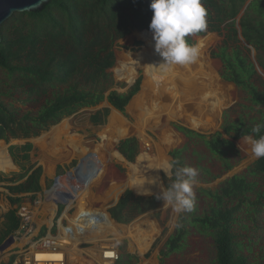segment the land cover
Wrapping results in <instances>:
<instances>
[{
    "label": "rangeland",
    "instance_id": "rangeland-1",
    "mask_svg": "<svg viewBox=\"0 0 264 264\" xmlns=\"http://www.w3.org/2000/svg\"><path fill=\"white\" fill-rule=\"evenodd\" d=\"M250 1H245L244 7L236 16L235 34L231 30L227 31L226 28L219 33L206 27L203 33L189 35L192 39L191 44L198 45L200 48L198 59L190 65L163 66L165 70H157L158 65L163 63V58L154 49V41L149 29H134L116 39L112 46L115 63L108 69L112 79L104 83L107 86L104 94H108L111 90L126 92L137 79H140L138 90L127 102L123 112L112 108L113 105L108 100H102L94 106L81 107L72 114L63 115L58 122L50 124L37 134L26 137L22 131H16V135L8 132L6 139L1 138L0 143L6 146L10 164L4 167L5 170L0 169V227L4 214L10 208H17L19 211L22 205L20 202L25 196V200L30 205L33 227L38 230L43 229V233L50 228L52 233L56 234L60 223L65 227L68 223L71 225L72 220L77 218L81 211L80 208L78 210L77 199L67 197V201H58L57 195H52L55 208L49 210L45 203L48 198L46 190L53 184L55 176L62 178L67 171L72 170L80 158L92 153L91 156H99L100 166L96 167L91 158L97 170L95 171L97 177L94 175L92 182L88 185L87 204H79L80 207H88L84 211L92 208L103 210L112 224L110 225L112 229L104 233L99 231L97 237H91V241L86 239L93 236V232L85 236L83 231L78 230L76 247L79 252L77 249L78 254L75 253L76 257L69 261L67 253L65 264H100L101 246L104 245H112L118 250L119 258L116 264H209L216 255L214 238L210 233L201 232L197 225L188 222L181 247L167 255L162 253V250L166 249V240L175 231L172 222L176 214L160 199H157L156 207L134 215L128 222H118L114 219L113 221L116 222L114 224L109 216V208L117 204L114 203L116 200L118 202L126 190L132 191L134 196H157L160 187H165L169 181L162 167L158 172L160 186L156 190L146 191L149 194L138 192L132 186H122L129 175L131 164L138 163L140 154L146 153L151 159H155L158 149H165L168 163L173 159L170 151L182 149L184 165L198 169L196 183L193 186L196 203L194 211L190 214H202L213 205L214 199L207 195L205 190L216 192L222 183L235 175L244 176L247 182H250L251 189L246 193V198H224V206L235 209L233 229L236 230L237 238L244 248L243 255L246 257V263L264 264V175L252 171L257 158L251 153L250 145L245 142L244 136L237 139L227 136L234 142V146L225 145L224 152L219 157L210 151L203 138L195 135L188 136L176 127L181 125L210 137L217 131L225 135L223 127L228 126L229 122L244 121L245 126H256L264 119V106L253 104L243 89L224 80L220 75L222 63L213 55L223 44V40H226L228 50L238 46L242 53L255 63L259 52L239 34L240 16ZM145 53L149 56L147 61ZM156 55L158 59H155ZM259 55L262 57L263 52ZM131 59H133L132 63L129 61ZM145 66L154 70H148V68L145 70ZM260 68L264 72L261 66ZM260 68L257 69L259 72L255 70L256 73L251 79L258 88L264 83V75ZM202 86L208 90V98L211 96L215 98H213L215 107L212 109L205 108ZM10 88L11 81L0 68V101L14 105L20 116L29 112L36 113L45 100L44 95L33 99V96L27 95L20 89L12 91ZM145 90L147 94L145 93L143 97ZM47 96L50 97L51 94L48 93ZM192 99L195 103L200 101L202 106L191 104ZM150 107L156 108L150 110ZM105 108L108 110L105 117L101 115L102 121L93 122L92 114ZM65 124L67 129L56 130V126L63 127ZM139 124H145L141 125L145 126L144 130ZM138 126L141 128H137ZM139 133L142 134L138 135ZM141 135L145 136V140ZM126 138H135L136 152L132 154L133 160L127 158L119 147L120 140ZM24 143H31L33 146L32 150L28 149L30 150L29 158L26 160L16 158L14 161L10 153L15 152L13 146ZM38 167L41 169V184L44 188L38 192L39 195L36 198H30L24 192H13L8 188L25 180L16 177L23 174L27 168ZM69 192L74 196L79 194V191L74 193L70 190ZM16 194L21 195L23 199L20 202L11 203L8 196H16ZM43 212L50 214L49 218L45 217L44 220L38 216ZM50 219L53 222L51 226ZM76 221L79 224V219ZM137 223L144 228L150 225L149 228L152 227L150 230H157L143 253L135 247L136 239L124 233L123 229L129 225L133 227ZM27 224L21 220L22 228L16 229L0 243V245L3 244L0 248V261L10 260L9 263L3 264H12L18 254L14 251L21 250V247L26 245L25 242L31 240L29 238L32 236L28 234L32 232L25 235ZM145 230L142 228V232ZM138 233H140L139 230L136 231V234ZM11 236H16L20 248H12L13 240H8ZM68 245L67 241L65 246ZM102 262L103 260L101 264Z\"/></svg>",
    "mask_w": 264,
    "mask_h": 264
},
{
    "label": "trees",
    "instance_id": "trees-1",
    "mask_svg": "<svg viewBox=\"0 0 264 264\" xmlns=\"http://www.w3.org/2000/svg\"><path fill=\"white\" fill-rule=\"evenodd\" d=\"M245 1L202 0L207 13V28L219 33L226 28L235 34L236 16L244 7ZM150 3L151 0H50L41 9L14 12L8 17L0 25V68L11 81L10 90L20 89L33 96V99L44 95L45 100L36 113L29 112L21 116L14 105L0 101V139H6L8 132L16 135V131H22L26 137L37 134L50 124L58 122L63 115L72 114L81 107L94 106L105 97L111 105L123 112L127 102L138 90L140 79L126 92L111 90L107 95L104 94L107 88L104 83L112 79L108 69L115 63L112 46L116 39L134 29H149L153 14ZM239 26L244 40L259 54L263 52L262 57L258 54L257 62L264 69V0H251L248 3L240 16ZM186 40L192 43L190 36ZM227 46V41L223 40V44L213 54L222 63L221 77L243 89L253 104L264 106V83L258 88L251 80L256 73L254 63L238 46L231 50ZM145 55L146 61L149 60L148 54ZM155 59H158L157 55ZM147 68L144 67L145 70ZM162 69L165 70L158 65L157 70ZM202 89L205 108L212 109L215 107V98H208V90L203 86ZM48 93L51 94L50 97L47 96ZM145 93L147 94L146 90L143 91V97ZM191 104L201 106L200 101L195 103L193 99ZM107 110L105 108L96 111L91 120L95 123L101 122V115L105 117ZM228 124L223 127L225 135L217 131L210 137L181 125L176 127L188 136L203 138L210 151L221 157L225 145L234 146L230 138L252 135L255 127L245 126L244 121ZM259 124H264V119ZM261 134H264V129ZM134 141L135 138H126L119 143L122 152L131 160L132 154L136 152ZM31 145H14L15 152H10L14 161L16 158L28 159L27 150ZM181 152L182 149H174L170 151V155L179 161L180 166H185ZM30 169L27 168L16 178H23ZM40 171L39 167L33 169L25 182L8 188L13 192L39 191ZM252 171L264 175V157L254 161ZM170 183L169 179L165 187ZM250 189V182L244 176L235 175L222 183L218 191L205 190L214 199L213 205L202 214L185 213L182 217L183 227L180 230L175 229L168 237L165 242L166 249L162 253L167 255L181 247L188 222L197 225L201 232L213 236L216 255L209 264H247L243 255L244 248L233 229L235 209L224 206V198H246ZM8 198L11 203L21 200L19 196L9 195ZM156 204L155 195L134 196L132 191L126 190L117 204L109 208V212L116 221L128 222L134 215L154 208ZM113 219L112 223L115 224ZM19 225L17 208H10L1 223L0 243ZM42 233L43 231L40 234Z\"/></svg>",
    "mask_w": 264,
    "mask_h": 264
},
{
    "label": "clouds",
    "instance_id": "clouds-1",
    "mask_svg": "<svg viewBox=\"0 0 264 264\" xmlns=\"http://www.w3.org/2000/svg\"><path fill=\"white\" fill-rule=\"evenodd\" d=\"M149 7L153 13L149 30L152 33L154 49L163 58V63L159 66H183L196 62L200 48L198 45L190 44L186 37L204 31L207 27V13L202 0H151ZM254 68L258 71L255 64ZM260 71L264 75L263 70ZM262 129L264 124H257L252 129V135H242L245 142L250 145L251 153L257 159L264 157ZM162 170L171 183L167 187L161 186L156 198L172 208L176 214L172 227L180 230L183 227V215L191 213L195 208L193 186L196 183L198 169L180 166L178 160L172 159Z\"/></svg>",
    "mask_w": 264,
    "mask_h": 264
},
{
    "label": "bare ground",
    "instance_id": "bare-ground-1",
    "mask_svg": "<svg viewBox=\"0 0 264 264\" xmlns=\"http://www.w3.org/2000/svg\"><path fill=\"white\" fill-rule=\"evenodd\" d=\"M131 60H133V59H131ZM152 108H156V107H150V110H152ZM141 125H145V124H139V126H141ZM139 126L137 128L142 127V126L141 127H139ZM56 127H57L56 130H59L62 128H65V129L68 128L66 124L63 127H60V126H56ZM144 128H145V126L142 127L143 130H144ZM61 133H63V132H61ZM140 134H142V133H139L138 135H140ZM42 136H45V135H42ZM141 136H143V135H141ZM143 139L145 140V136H143ZM98 157H99L98 155H96V156L93 155L90 157L95 162L96 167H97V165L100 166L99 165L100 161H99ZM7 164H10L9 155H8L7 150H6V146L4 144L0 143V169L5 170L4 167ZM166 164H167V160H166L165 149H163V150L158 149V154L155 157V159H151L148 154L142 153L139 155L138 163L136 162V163L131 164L130 172H128L129 175L127 176V178H126L125 182L122 184V186H126V185L132 186L136 191L141 192V193L142 192L144 193L146 191L156 190L160 186L159 185L160 183L158 180V172H159L160 168L165 167ZM101 170H102V168L100 169V172H101ZM95 177H97V176L95 175ZM61 180H62V182L60 184L62 185V187H65V188L67 187L68 189L73 190L74 193L79 191V194H76V196H74V195L69 196V197H72L74 199H77L78 210L81 209V211H79V212L80 213H86V212L94 213L93 214L94 218L92 220H87L86 222L84 220L80 221V219H79V224H78V221H76V220H78L77 218L72 220L73 223H71V225H69V223H68V226L72 230L67 232V233H64V231H66V229L60 223L59 235H61V236L64 235L63 237L67 239L68 244H69L68 246H64L66 253H68V261H69L72 258L76 257L75 253L78 249L76 247L77 243H78V237L76 235L78 234V230L83 231L85 233V236H88V235L92 234V232H93L94 233L93 236H89L88 239H86L88 241L89 240L91 241V239H92L91 237H93V238L97 237L96 235H97V233H99V231H102L103 233L107 232L108 230L111 231L112 228L110 227V225H112V224L109 221L108 217L103 213V210H101L99 208H92L93 210L87 209L84 211V209L88 208V207L87 206H81L80 207L79 203L87 204L86 202H88L86 199V197L88 196V185L92 182V179L87 184H85L82 181L77 180L75 175L72 176L71 173H67L65 176H63L61 178ZM153 181H155V182L153 183ZM80 188H82L81 191H80ZM54 194H56V193H48L47 194L48 198H47L45 203L48 206L49 210H52L53 208H55L54 203H53V197H52V195H54ZM68 205H70V204H68ZM97 212H101V215H104L103 219L100 220V219L95 218V213H97ZM47 221H49V220H47ZM50 222H51V219H50ZM140 223H142V222H140ZM140 223L135 224V226H133V227L130 225L125 226L123 229H124V233H126L129 236H133V239H136L137 242L135 244V247L138 249V251L140 253H143L144 250H146V248L149 246L152 239L154 238L157 230H155V231L150 230V229H152V227L149 228L150 225L147 226L148 228H144L143 226L140 225ZM88 225H92V227L88 226ZM142 228L146 229V230L144 232H142ZM137 230H139L140 233L136 234ZM147 231H149L150 233L149 232L147 233ZM80 236H83V235H80ZM78 252H79V249H78ZM76 254H78V253H76ZM101 261H102V259H100V261H99L100 264H101Z\"/></svg>",
    "mask_w": 264,
    "mask_h": 264
},
{
    "label": "built area",
    "instance_id": "built-area-1",
    "mask_svg": "<svg viewBox=\"0 0 264 264\" xmlns=\"http://www.w3.org/2000/svg\"><path fill=\"white\" fill-rule=\"evenodd\" d=\"M80 214L81 213H79L77 219ZM18 215L22 221L28 223L27 227H25V235L32 232L34 229V221L32 219L30 208L22 205L18 211ZM85 216L86 215L83 217ZM64 228L66 229L65 233L72 230L68 226H64ZM59 232L58 229V232L54 234L49 228L47 232L43 233V235L36 240H34V237L30 241L25 242L26 245L23 248L19 246V242L15 243V240H13L14 244L12 245V248L21 247V250L14 251L15 253L18 252V254L16 259L12 261V264H65L67 253L63 247L67 244V239L63 237L64 235H59ZM101 250L103 264H116L119 258V252L114 246L104 245L101 246Z\"/></svg>",
    "mask_w": 264,
    "mask_h": 264
},
{
    "label": "water",
    "instance_id": "water-1",
    "mask_svg": "<svg viewBox=\"0 0 264 264\" xmlns=\"http://www.w3.org/2000/svg\"><path fill=\"white\" fill-rule=\"evenodd\" d=\"M49 1L50 0H0V25L14 12L34 11L37 9H41L43 5L48 3ZM239 34L240 37L243 39L240 31ZM0 41H1V34H0ZM254 64L255 66H257L258 69L259 67L258 63L255 61ZM104 100L107 101V98L105 97ZM112 108H114L115 110L117 109L114 106H112ZM91 155L92 153H88L86 156L80 158L79 162L72 168V170L67 171V173H74L77 180L87 184L94 177L96 171V168L93 166V161L90 158ZM61 182H62L61 178L59 176L58 177L55 176L53 179V184H51L50 187L46 190V194L56 193L54 195H57L58 201L61 200L67 201V197L72 196L73 194L69 192L70 189H68L67 187L66 188L62 187V185L60 184ZM116 203L117 200L114 204ZM84 214L88 217L86 216L83 217ZM93 214L94 213H89V212L81 213L78 219H80V221L84 220L86 222L87 220H92L94 218ZM109 216L111 217L110 213ZM103 217L104 215H101V212L95 213L96 219L101 220L103 219ZM111 219L113 218L111 217ZM52 223L53 222L51 221V224ZM88 226L92 227V225H88ZM12 238L13 236L9 237L8 240L10 239L12 241L13 240ZM2 245H0V248L2 247Z\"/></svg>",
    "mask_w": 264,
    "mask_h": 264
},
{
    "label": "crops",
    "instance_id": "crops-1",
    "mask_svg": "<svg viewBox=\"0 0 264 264\" xmlns=\"http://www.w3.org/2000/svg\"><path fill=\"white\" fill-rule=\"evenodd\" d=\"M24 144H26V143H24ZM23 145V144H22ZM31 150H32V148H33V146L31 145ZM29 148V149H30ZM20 154H23V152H19ZM27 153H28V155L30 156V150L28 151L27 150ZM18 154V153H17ZM12 156V155H11ZM40 167V166H39ZM36 169V168H35ZM32 168L28 171V173H27V175H25L23 178L26 180V178H27V176L32 172ZM1 171H3V170H1ZM23 178H21V179H23ZM20 179V180H21ZM25 180L23 181V182H25ZM39 182H40V185H41V189L39 190V191H42V189L44 188L43 187V185L41 184V174H40V178H39ZM39 191H36V192H33V191H22V192H24V193H27L29 196H30V198H36L38 195H39ZM16 193H21V192H16ZM47 195V194H46ZM16 196H19V197H21V195H19V194H16ZM24 198V200H22L21 202H20V204H22V205H25V206H27V207H29L30 205H29V202L28 201H26L25 199H26V196L25 197H23ZM22 197H21V199H23ZM46 198H44V200H45ZM19 205V204H18ZM21 205V206H22ZM17 214H18V209H17ZM39 217H42L44 220H45V217H46V219H47V217L49 218V216H50V214H48V213H46V212H43L42 213V215H41V213H39V215H38ZM51 223V222H50ZM52 224H50V226H51ZM21 226V218H20V225H19V227L17 228V229H19V228H22V226ZM41 231H43V229H41V230H38L36 227H34V229H33V231H32V234H28V235H30V236H32V237H30L29 239H33L34 237H36L37 235H42V234H40L41 233ZM48 231V230H47ZM39 236V237H40ZM38 237V238H39ZM14 239L13 240H15V243H18V240L16 239V236H14L13 237ZM27 238V237H26ZM28 239V238H27ZM10 262V260H1L0 261V264H3V263H9Z\"/></svg>",
    "mask_w": 264,
    "mask_h": 264
}]
</instances>
